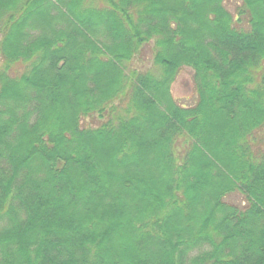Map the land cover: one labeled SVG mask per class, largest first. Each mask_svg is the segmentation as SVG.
Here are the masks:
<instances>
[{
  "label": "trees",
  "instance_id": "obj_1",
  "mask_svg": "<svg viewBox=\"0 0 264 264\" xmlns=\"http://www.w3.org/2000/svg\"><path fill=\"white\" fill-rule=\"evenodd\" d=\"M238 2L0 0V264H264V0ZM150 44L160 74H125Z\"/></svg>",
  "mask_w": 264,
  "mask_h": 264
},
{
  "label": "rangeland",
  "instance_id": "obj_2",
  "mask_svg": "<svg viewBox=\"0 0 264 264\" xmlns=\"http://www.w3.org/2000/svg\"><path fill=\"white\" fill-rule=\"evenodd\" d=\"M239 0H225V7L235 16ZM235 28L237 29H247V24L245 21L238 23L235 21ZM150 45H146L142 51L135 56L132 60L123 63L124 73L135 71L138 73L143 72H153L156 76L160 74V71L153 63V50ZM2 69V63L0 61V70ZM22 67H18L16 72L22 71ZM172 97L180 104L187 107H192L196 101V94L194 86L192 83L191 74L186 68H183L178 72L171 88ZM123 106L120 102L116 101L111 107H108L101 115L93 114L90 117L83 118L81 120V127L83 128H98L102 124L114 121L118 115H123ZM263 141L260 147L264 149V133L261 134ZM179 150V148H178ZM227 205L237 207L239 209L243 208L245 205V200L240 193L231 194L224 199Z\"/></svg>",
  "mask_w": 264,
  "mask_h": 264
}]
</instances>
